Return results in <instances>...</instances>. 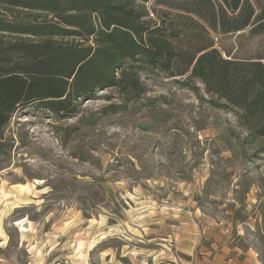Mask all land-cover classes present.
Returning <instances> with one entry per match:
<instances>
[{
	"label": "rangeland",
	"instance_id": "374dc122",
	"mask_svg": "<svg viewBox=\"0 0 264 264\" xmlns=\"http://www.w3.org/2000/svg\"><path fill=\"white\" fill-rule=\"evenodd\" d=\"M139 74L142 93L107 88L63 117L37 103L14 114L0 156V264H195L196 248L174 246L176 233L190 244L201 231L195 214L228 215L232 240L264 261V136L197 79L196 92L185 78Z\"/></svg>",
	"mask_w": 264,
	"mask_h": 264
},
{
	"label": "trees",
	"instance_id": "16d2710c",
	"mask_svg": "<svg viewBox=\"0 0 264 264\" xmlns=\"http://www.w3.org/2000/svg\"><path fill=\"white\" fill-rule=\"evenodd\" d=\"M149 1L0 0V156L21 108L63 117L107 88L142 93L143 70L199 80L264 136V0H156L155 16Z\"/></svg>",
	"mask_w": 264,
	"mask_h": 264
},
{
	"label": "crops",
	"instance_id": "0c3cea01",
	"mask_svg": "<svg viewBox=\"0 0 264 264\" xmlns=\"http://www.w3.org/2000/svg\"><path fill=\"white\" fill-rule=\"evenodd\" d=\"M214 216L216 215H213V218L210 216L200 218L198 214H195L197 221L195 225L197 227L200 225L201 231L198 229L197 232L194 231L191 234L190 244L183 243L182 235L176 233L175 250L181 249L182 251L184 247L187 250L196 248L195 264H264L254 243L241 245L232 240V221L228 215L221 218Z\"/></svg>",
	"mask_w": 264,
	"mask_h": 264
}]
</instances>
